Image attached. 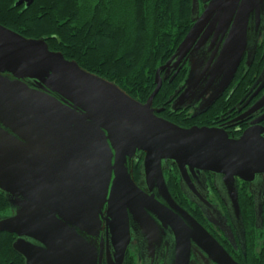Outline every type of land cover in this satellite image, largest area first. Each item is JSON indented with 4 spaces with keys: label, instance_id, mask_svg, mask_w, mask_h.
Wrapping results in <instances>:
<instances>
[{
    "label": "water",
    "instance_id": "1",
    "mask_svg": "<svg viewBox=\"0 0 264 264\" xmlns=\"http://www.w3.org/2000/svg\"><path fill=\"white\" fill-rule=\"evenodd\" d=\"M33 2L20 0L17 6ZM202 2L200 14V0H192L193 25L157 70L156 88L145 103L51 51L46 40L0 25V191L15 209L0 220V233L21 238L14 249L26 264H94L96 252L81 233L95 236L102 221L110 226L115 260L125 264L131 222L151 241L158 231L151 215L176 236L172 264H189L190 239L210 242L226 264H237L175 202L163 165L173 162L185 181L200 172L220 175L226 183L249 180L264 173V138L252 129L230 138L218 128L181 127L153 106L170 70L209 40L210 48H223L218 60L187 80L180 98L189 99L203 85V92L214 90V102L233 80L248 47L250 19L259 18L264 5V0ZM25 80H33L36 88ZM143 155L146 185L157 194L134 181L131 163ZM176 212L187 215L191 234H185L187 226Z\"/></svg>",
    "mask_w": 264,
    "mask_h": 264
},
{
    "label": "flooded vegetation",
    "instance_id": "2",
    "mask_svg": "<svg viewBox=\"0 0 264 264\" xmlns=\"http://www.w3.org/2000/svg\"><path fill=\"white\" fill-rule=\"evenodd\" d=\"M205 4L200 0V14ZM209 40L202 48H192L180 62L177 69H171L167 76L170 81L179 76L181 83L170 98V111L182 127H211L224 131L230 138H239L246 131L253 130L264 138V5L259 18L252 15L248 31V47L244 50L238 70L225 91L212 102L214 90L203 92V85L189 99L180 98L193 75L206 66H213L223 48H210ZM165 71L162 72V77ZM173 80L171 79L173 76ZM11 80L8 73L3 74ZM166 79V80H168ZM164 80V81H166ZM35 89L33 80L24 81ZM189 84V83H188ZM157 109V108H156ZM158 115L162 116V113ZM143 156H137L131 163L135 183L146 193L152 192L146 185L143 171ZM163 172L170 194L178 206L194 218L230 255L237 264H264V173L246 180L236 177L226 183L222 176L200 172L189 174L188 181L182 180L177 166L168 161L163 165ZM174 175L173 179L169 177ZM3 195L7 209L2 211L0 220L10 218L15 209ZM237 196L239 213L234 197ZM187 227L186 235L194 227L187 215L176 212ZM104 213V217H106ZM157 224L158 231L152 234L150 241L142 229L131 222V245L127 251L125 264H172L176 249V236L171 227L164 228L157 218L151 215ZM96 252L94 264H118L111 242V230L106 221H102L95 236L81 233ZM3 238L14 252L13 264H26L25 258L14 249L20 240L16 234L2 232ZM199 239V237H195ZM28 244L39 245L29 238H22ZM150 242V243H149ZM22 246V245H20ZM189 264H226L221 252L202 241L190 239Z\"/></svg>",
    "mask_w": 264,
    "mask_h": 264
},
{
    "label": "trees",
    "instance_id": "3",
    "mask_svg": "<svg viewBox=\"0 0 264 264\" xmlns=\"http://www.w3.org/2000/svg\"><path fill=\"white\" fill-rule=\"evenodd\" d=\"M0 0V25L76 61L145 103L156 88L157 70L190 31L192 0ZM182 78L163 82L153 106L182 127L169 100ZM174 173L169 177L173 179ZM7 203L0 194V215ZM0 235V264H13L14 252Z\"/></svg>",
    "mask_w": 264,
    "mask_h": 264
}]
</instances>
